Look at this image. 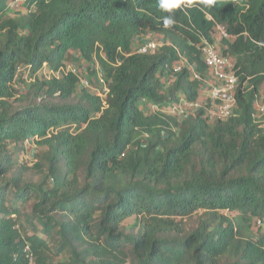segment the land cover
Instances as JSON below:
<instances>
[{
	"label": "trees",
	"instance_id": "obj_1",
	"mask_svg": "<svg viewBox=\"0 0 264 264\" xmlns=\"http://www.w3.org/2000/svg\"><path fill=\"white\" fill-rule=\"evenodd\" d=\"M12 1L0 0V264H264V0H183L170 28L158 0ZM215 24L239 77L233 114H148L198 97L186 66L208 78L197 47L216 43ZM147 34L163 45L133 53ZM70 53L76 75L40 74ZM29 141L30 167L17 158Z\"/></svg>",
	"mask_w": 264,
	"mask_h": 264
},
{
	"label": "built area",
	"instance_id": "obj_2",
	"mask_svg": "<svg viewBox=\"0 0 264 264\" xmlns=\"http://www.w3.org/2000/svg\"><path fill=\"white\" fill-rule=\"evenodd\" d=\"M18 0H14L9 3V8L14 10L17 6ZM213 37L218 40L228 39L229 35L226 29L215 24L213 27ZM161 45L163 41L161 38H155L154 40L144 38L142 43H138L133 50V53L137 54H149L154 53ZM200 57L207 69L208 78L202 79L195 70L189 65L186 66L189 69L192 79L200 80L203 83L199 91V95L195 100H187L185 98H179L178 100L167 103L164 106H156L145 104L147 113L152 114L156 111H161L163 114H167L172 117H176L179 120L186 115L193 114L198 110L203 111V117L208 123H215L228 119L236 108V92L239 86V77L234 70V62L232 58L222 55L219 51L216 43H211L203 40L197 47ZM186 61L179 57V61L174 67L173 72L178 73L185 67ZM95 81L102 87L103 93L107 92V87L104 82V76L101 73L98 65H95ZM20 73L22 70H18ZM60 72L77 74L73 67L64 66L58 72L46 69V65L43 64L40 74L45 79L58 78ZM24 77L27 74L23 75ZM79 84L83 87L92 86L89 79L83 77L79 78ZM101 96V95H100ZM151 109V112H150ZM149 110V111H148ZM255 119L257 122H261V118L264 117V100L260 98L256 102L255 107ZM264 219H257L255 221V227H263ZM26 248V252H27ZM32 264V259L29 258V263Z\"/></svg>",
	"mask_w": 264,
	"mask_h": 264
},
{
	"label": "rangeland",
	"instance_id": "obj_3",
	"mask_svg": "<svg viewBox=\"0 0 264 264\" xmlns=\"http://www.w3.org/2000/svg\"><path fill=\"white\" fill-rule=\"evenodd\" d=\"M20 2H22V1H20ZM16 10H17V9H16ZM145 37L148 38V39H152V40L155 39V36L150 35V34H147ZM217 42H218V40H216V43H217ZM78 62H79V61L77 60L76 55H75L74 53H70V56H69V58H68V60H67L66 65L69 66V67H73V68L76 70V72H78V69H79V68H77V67H78V64H79ZM83 74H84V73H83ZM81 78H83V77H81ZM93 87H95V85L89 86V87L87 88L88 91H90V92H94ZM260 98H262V100H264V85H263V86L261 87V89H260ZM148 111H149V110H148ZM150 112H151V109H150ZM36 151H37V148L35 147L34 143L31 142V141H29V142L26 143V150H25L24 155L21 157V155L19 154V155L17 156V158H18V160H20L22 163H27V165L30 167V166L32 165L33 161L35 160V159H34V154L36 153ZM19 158H20V159H19ZM22 158H23V159H22ZM263 219H264V218H263ZM256 229H258V228H256ZM262 229H264V228L261 227V230H262ZM32 233H33V231L28 230V231L25 232V235H26V234H27V235H31Z\"/></svg>",
	"mask_w": 264,
	"mask_h": 264
},
{
	"label": "clouds",
	"instance_id": "obj_4",
	"mask_svg": "<svg viewBox=\"0 0 264 264\" xmlns=\"http://www.w3.org/2000/svg\"><path fill=\"white\" fill-rule=\"evenodd\" d=\"M182 3H183V0H158V7L163 12L168 13V15L163 17V26L165 28H170V27H172L175 24V19H174L175 13H174V10L180 8ZM203 3L205 5H212V4L215 3V0H203ZM157 38H159V37H157ZM216 40H218V39H216ZM218 41H220V40H218ZM216 45H217V43H216Z\"/></svg>",
	"mask_w": 264,
	"mask_h": 264
}]
</instances>
